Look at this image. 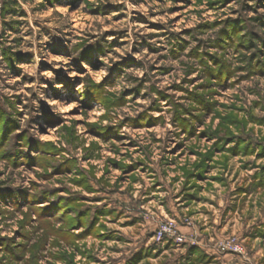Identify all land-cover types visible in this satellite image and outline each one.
Segmentation results:
<instances>
[{
  "label": "rangeland",
  "instance_id": "rangeland-1",
  "mask_svg": "<svg viewBox=\"0 0 264 264\" xmlns=\"http://www.w3.org/2000/svg\"><path fill=\"white\" fill-rule=\"evenodd\" d=\"M0 264H264V0H4Z\"/></svg>",
  "mask_w": 264,
  "mask_h": 264
},
{
  "label": "built area",
  "instance_id": "built-area-1",
  "mask_svg": "<svg viewBox=\"0 0 264 264\" xmlns=\"http://www.w3.org/2000/svg\"><path fill=\"white\" fill-rule=\"evenodd\" d=\"M4 0H0V4L3 3ZM169 229V226L166 225L162 228V230H160V236L163 235L165 232H167V230ZM239 248V247H238Z\"/></svg>",
  "mask_w": 264,
  "mask_h": 264
}]
</instances>
